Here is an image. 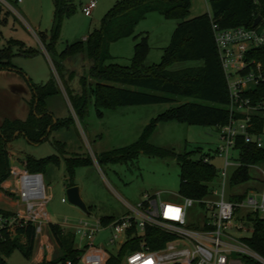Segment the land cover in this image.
I'll return each instance as SVG.
<instances>
[{"label":"rangeland","instance_id":"374dc122","mask_svg":"<svg viewBox=\"0 0 264 264\" xmlns=\"http://www.w3.org/2000/svg\"><path fill=\"white\" fill-rule=\"evenodd\" d=\"M7 1L12 7L3 5L0 11V47L6 45V40L13 38L21 40L25 47L37 49L38 56L15 55L12 63L21 67L24 72L22 77L26 82H29V77L25 72H31L30 79L33 82H45L54 76L58 85V91L46 99L45 104L47 110L53 115V121L59 120L62 123L51 130L46 141L35 144L21 139L19 141L35 158L53 154L59 157L58 164L48 163L42 171L48 197L45 209L50 222L58 224L66 231H73L80 223L94 222L96 217L112 216L114 219L128 211L125 202L136 204L145 194L159 193L165 201H181L184 196L179 193V164L175 157H161L138 152L112 160L105 158V155L118 154L121 150L123 152V148L131 145L141 136L152 118L180 103L194 99L177 97L176 100L169 102L121 105L115 109H104L101 114H98L93 98L89 97L83 112L80 113V105L72 93L80 91L82 78L87 74L90 66L89 59L79 55L77 59L65 60V66L71 74L65 72L64 77L59 76L54 68L56 53H60L69 43L84 40V37L92 30L98 29L103 17L117 0H96L91 16H86L82 11V7L90 0H68L73 5L74 11L63 19L60 34L55 43V51H47L45 46L49 41L52 24L53 0H22L19 3L15 0ZM190 2L187 18L210 12L209 0H190ZM177 23V19L167 17L158 10L147 11L135 23L131 35L109 44L111 61L128 64L134 54L135 44L145 36L149 45L146 64L159 63L164 47L169 44ZM201 63L200 60L176 61L168 67L171 70H177ZM65 77L70 78L68 87L62 82ZM87 80L91 79L88 77ZM147 141L154 146L174 150L177 153L192 152L194 158L207 157L217 171L216 177L208 183L209 190L221 193L223 181L221 172L224 169L225 157L218 156L215 152L220 144L219 130L216 126L188 124L185 121L176 120L159 121L147 136ZM56 142H59L58 146L55 145ZM9 157L11 167L25 168L24 155L18 157L9 152ZM76 157L89 161L77 164L74 167L73 177L70 178L66 161L67 158ZM229 157L230 161L237 162L236 151H231ZM233 170V167H228L225 176L226 199L240 200L249 189L260 188L262 171L259 168L250 166V178L231 185L229 180ZM6 181H8L7 185H2L4 182L0 185V209L3 212H13L17 206L11 173ZM70 183H74L79 188L81 199L87 206L88 212H84L68 201L66 190ZM63 197L66 199L65 202L62 201ZM240 214L242 210H239V216ZM187 218L192 223L200 221L202 212L198 207L193 206L188 209ZM245 223L239 217L234 219L235 225ZM44 231L50 233L49 224L44 227ZM227 232L238 239L251 235V230H238L234 226ZM110 237V229L99 231L95 234L94 245L110 248ZM19 238L24 242L23 236ZM51 238L50 235V241H52ZM75 246L83 249L85 241L77 236ZM36 247L30 257H25L19 249H15L7 258L8 263L36 264L42 261L43 253L40 249L37 251L40 248L38 242ZM78 264H86L83 257ZM228 264L246 263L242 255L233 253Z\"/></svg>","mask_w":264,"mask_h":264},{"label":"trees","instance_id":"16d2710c","mask_svg":"<svg viewBox=\"0 0 264 264\" xmlns=\"http://www.w3.org/2000/svg\"><path fill=\"white\" fill-rule=\"evenodd\" d=\"M190 5V0H117L103 17L98 29L92 30L84 40L69 43L60 53H56L54 68L59 76L64 77L65 72L71 74L65 66L64 61L67 58L82 55L89 59L90 66L82 78L80 91L70 92L80 105V113L83 112L89 97L93 98L98 114L104 109H115L121 105L162 103L174 101L177 97L193 98L194 100L185 101L159 113L145 126L141 136L134 143L123 148V152L121 150L118 154L110 153L105 155V158L116 160L138 152L175 157L179 164V193L184 197L200 199L210 192L208 183L217 175L215 166L209 161H204L207 158L205 156L194 158L192 152L177 153L154 146L147 141V136L159 121H185L188 124L212 125L217 128L228 122L229 90L214 41L211 20L224 28L253 27L257 16L264 19V0H209L210 12L187 18ZM53 6L49 41L45 44L47 51H55L63 19L74 11L68 0H53ZM149 10H158L165 16L178 20L169 44L164 47L161 61L157 64H146L149 45L143 36L141 41L135 44L134 54L128 64L112 62L108 51L109 44L131 35L135 23ZM37 53V49L25 47L21 40L10 38L6 40V45L0 47V69L14 68L12 58L15 55L32 57ZM187 60H200L202 63L177 70L168 67L173 62ZM246 60L252 61V66L258 65L264 71V46L247 51ZM88 77L91 80H87ZM69 79L65 77L62 80L67 87ZM31 89L33 95L28 117L25 120L5 119L0 124V185L11 173L7 144L20 135L33 144L46 141L51 130L62 123L59 120L53 121V115L45 104V100L58 91L54 76L42 84L31 82ZM247 94L253 100L264 98V81L252 86ZM262 121L263 118L259 117L257 131L261 130ZM55 145L58 146L59 142ZM235 148L236 160L240 165L233 170L229 180L231 185L248 180L251 165L264 166V148L246 143L241 137H238ZM24 161L28 171L42 173L48 163L58 164L59 157L53 154L35 158L27 154ZM87 161L89 160L78 157L67 158L68 177H73L77 164ZM74 185L70 183L68 187ZM9 213L0 209V214ZM101 218L105 223L113 219L112 216ZM248 218L253 223V231L245 241L264 257V220L256 215H248ZM49 230L61 253L50 260L43 259L38 264H78L81 251L75 246L73 232L51 222ZM153 234L159 241H151L146 236L145 242L153 248L161 246L166 236L158 231ZM20 236L25 238L24 242L20 241ZM35 240L34 226L30 223L17 227L14 235L1 231L0 264H9L7 258L15 249H19L25 257H30ZM126 247L127 245L120 252L119 258ZM242 258L246 264H260L254 259ZM118 261V258L113 259L112 263L116 264Z\"/></svg>","mask_w":264,"mask_h":264},{"label":"built area","instance_id":"2783aa9c","mask_svg":"<svg viewBox=\"0 0 264 264\" xmlns=\"http://www.w3.org/2000/svg\"><path fill=\"white\" fill-rule=\"evenodd\" d=\"M3 5L10 6L6 0H0V8ZM95 6L96 0H90L82 11L90 16ZM211 26L229 90L230 118L218 127L220 144L215 150L218 156L225 157L221 193L210 190L203 198L183 197L179 202L165 201L159 193L145 194L136 204L125 203L128 211L110 222L96 217L94 222L80 223L72 232L75 240L78 236L85 241L84 248L78 249L86 264H114L112 260L117 258L116 264L121 261L122 264H228L233 253L264 264V257L245 241L247 237L238 239L227 232L234 226L238 230H251L252 234L253 223L248 215L264 220V168L251 165L262 171L259 189H249L235 201L226 199L224 193L228 167L240 165L238 160L236 163L229 160L231 151H236L238 137L257 148H264V98L253 100L247 94L252 86L264 81V71L246 60L247 51L264 46V19L249 28H224L214 20ZM258 116L263 118L260 131H257ZM11 176L17 209L0 214V233L14 234L17 227L30 223L36 237H40L50 222L45 209L48 197L43 175L12 166ZM62 201L66 199L63 197ZM193 206L202 212V220L192 223L187 216L188 209ZM239 210H242L240 216ZM235 217L247 224L235 225ZM104 229L111 230L110 248L94 245L95 234ZM154 231L166 236L164 243L156 248L145 242L146 236L151 241H159Z\"/></svg>","mask_w":264,"mask_h":264},{"label":"crops","instance_id":"0c3cea01","mask_svg":"<svg viewBox=\"0 0 264 264\" xmlns=\"http://www.w3.org/2000/svg\"><path fill=\"white\" fill-rule=\"evenodd\" d=\"M0 11H2V7L0 8ZM36 56L38 55H34L32 57H36ZM77 58H79V55L74 56V57H69L67 59L74 60ZM13 65H14V68L0 69V105L5 104L4 107L3 106L0 107V124L5 119L25 120L31 111V100H32V95H33V92L31 89V82L33 81H31L30 78L32 74L31 72H28V73L25 72V74H27L29 77L28 78L29 82H26L25 79L22 77V74L24 72L22 71L21 67L16 66L15 63H13ZM41 80H44V79H41ZM45 82L43 81L35 82L34 81L33 83L42 84ZM2 107L3 109H1ZM20 139L23 141L26 140L24 136L22 135L18 136L16 139H14L13 141L7 144L8 151L13 155H16V156L18 155V157L21 155L25 156L27 154L31 155V153H28L25 147H23V145L19 143V141H21ZM7 183L8 181H4L2 185H7ZM125 203H129V202H125ZM50 235L51 234L48 233V231H44L43 236H40L39 238L36 237V240H35L34 249L38 242V244H40V248H38L37 251H39V249L41 250V253H43V259L45 260H50L52 258H55L61 253L54 239L51 238L52 241H50ZM34 249H33V253H34ZM39 262H37L36 264H38Z\"/></svg>","mask_w":264,"mask_h":264},{"label":"water","instance_id":"95a60500","mask_svg":"<svg viewBox=\"0 0 264 264\" xmlns=\"http://www.w3.org/2000/svg\"><path fill=\"white\" fill-rule=\"evenodd\" d=\"M262 19L261 16H257L253 22V26L257 25L258 22ZM50 129V127L48 128V130ZM18 133H16L17 135ZM66 195H67V199L71 204H74L76 206H78L81 210H83L84 212H88L87 206L85 205V203L83 202V200L81 199L80 193H79V188L74 185L71 187H68L66 190Z\"/></svg>","mask_w":264,"mask_h":264}]
</instances>
